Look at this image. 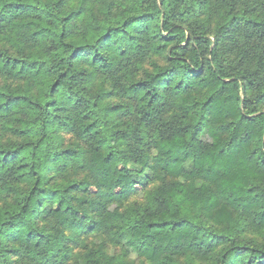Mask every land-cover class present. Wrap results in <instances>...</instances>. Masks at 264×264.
Returning a JSON list of instances; mask_svg holds the SVG:
<instances>
[{
    "label": "trees",
    "instance_id": "obj_1",
    "mask_svg": "<svg viewBox=\"0 0 264 264\" xmlns=\"http://www.w3.org/2000/svg\"><path fill=\"white\" fill-rule=\"evenodd\" d=\"M0 264H264V0H0Z\"/></svg>",
    "mask_w": 264,
    "mask_h": 264
}]
</instances>
